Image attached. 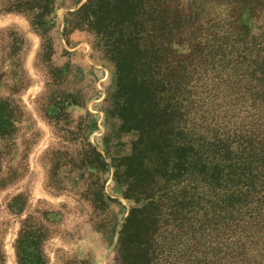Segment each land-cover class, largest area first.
<instances>
[{
	"label": "rangeland",
	"instance_id": "374dc122",
	"mask_svg": "<svg viewBox=\"0 0 264 264\" xmlns=\"http://www.w3.org/2000/svg\"><path fill=\"white\" fill-rule=\"evenodd\" d=\"M24 1L33 8L18 13L17 0H0V105L10 115L9 134L0 136V264H17L15 244L28 218L49 230L46 264H122L118 246L130 214L150 201L127 198L126 189L140 178L148 196H163L169 209L181 198V174L172 165L165 179L156 178L144 153L124 161L135 154L139 136L119 118L123 99L109 53L113 45L82 10L93 0ZM117 1L125 0L111 3ZM128 1L132 12L106 8L107 33L120 28L114 36L127 44L121 49L167 51L169 71L190 55L189 63L196 49H264V0ZM35 17L41 26L32 25ZM190 63L196 69V58ZM258 97L264 101V92ZM226 100L218 99L219 105ZM170 103L168 97L160 107ZM219 111L229 119L237 113L226 105ZM170 136L180 140L181 131ZM172 229L165 225L169 247ZM178 243L162 260L134 264H181V232ZM148 246L159 252L154 243ZM190 247L194 259L183 264L217 258L199 242Z\"/></svg>",
	"mask_w": 264,
	"mask_h": 264
},
{
	"label": "trees",
	"instance_id": "16d2710c",
	"mask_svg": "<svg viewBox=\"0 0 264 264\" xmlns=\"http://www.w3.org/2000/svg\"><path fill=\"white\" fill-rule=\"evenodd\" d=\"M17 1L18 13L33 8L28 1ZM93 2L82 10L113 45L109 53L115 62L117 94L123 99L117 109L119 118L139 136L135 154L124 161L141 159L144 153L156 178L165 179L172 165L181 174V198L173 201L170 210L164 206L163 196L155 200L154 195L148 196L147 182L140 178H134L126 189L127 198L145 196L150 201L130 214L118 246L122 264H134L140 258L162 260L168 249L179 244L180 232L181 264L194 259L190 246L198 242L217 257L207 264H264V101L258 97L264 92V49H196L191 57V61L197 60L196 69L187 62L189 55L181 63L173 61L178 66L169 71L172 60L167 51L121 49L127 44L114 36L120 28L107 33L106 8L132 12L130 1ZM32 25L41 23L35 17ZM136 43L131 41L134 47ZM168 97L171 103L161 108V101ZM220 98L228 99L224 105L237 112L234 125L235 117L229 119L219 111L224 106L219 105ZM9 120L8 111L0 105L1 137L9 134ZM174 131H181L180 140L170 136ZM91 151L100 156L95 149ZM176 151L178 155H174ZM120 166H115L116 177ZM131 170L129 167L126 173ZM33 220L28 218L22 224L15 244L17 264L47 263L43 248L49 230ZM168 223L173 227L170 235L176 236L171 247L164 243ZM151 243L159 252L149 249Z\"/></svg>",
	"mask_w": 264,
	"mask_h": 264
}]
</instances>
